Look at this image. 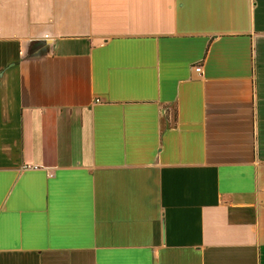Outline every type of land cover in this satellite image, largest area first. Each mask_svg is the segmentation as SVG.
<instances>
[{
	"label": "crops",
	"instance_id": "0c3cea01",
	"mask_svg": "<svg viewBox=\"0 0 264 264\" xmlns=\"http://www.w3.org/2000/svg\"><path fill=\"white\" fill-rule=\"evenodd\" d=\"M0 264H264V0H0Z\"/></svg>",
	"mask_w": 264,
	"mask_h": 264
},
{
	"label": "built area",
	"instance_id": "2783aa9c",
	"mask_svg": "<svg viewBox=\"0 0 264 264\" xmlns=\"http://www.w3.org/2000/svg\"><path fill=\"white\" fill-rule=\"evenodd\" d=\"M200 67H194V71L196 72V73H200Z\"/></svg>",
	"mask_w": 264,
	"mask_h": 264
}]
</instances>
